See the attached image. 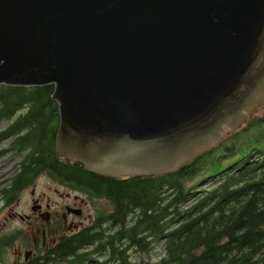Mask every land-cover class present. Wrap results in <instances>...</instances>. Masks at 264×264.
<instances>
[{"label": "water", "instance_id": "1", "mask_svg": "<svg viewBox=\"0 0 264 264\" xmlns=\"http://www.w3.org/2000/svg\"><path fill=\"white\" fill-rule=\"evenodd\" d=\"M1 83H54L88 170L176 171L264 103V0H0Z\"/></svg>", "mask_w": 264, "mask_h": 264}, {"label": "trees", "instance_id": "2", "mask_svg": "<svg viewBox=\"0 0 264 264\" xmlns=\"http://www.w3.org/2000/svg\"><path fill=\"white\" fill-rule=\"evenodd\" d=\"M54 88V83H1L0 110H31L15 122L18 132L24 129L17 141L26 150L33 147L28 166L107 196L112 220L64 237L29 264L56 258L74 264H264V112L256 113L264 103L176 171L112 176L58 154ZM159 246V257L153 259ZM6 250L0 241V264Z\"/></svg>", "mask_w": 264, "mask_h": 264}, {"label": "flooded vegetation", "instance_id": "3", "mask_svg": "<svg viewBox=\"0 0 264 264\" xmlns=\"http://www.w3.org/2000/svg\"><path fill=\"white\" fill-rule=\"evenodd\" d=\"M30 111L0 110V241L7 244L6 254L14 255L13 264H29L43 258L64 237L92 224H110L112 220L107 214L113 205L107 196L71 187L53 178L48 169L35 172L34 166H28V153L33 147L26 150L17 141L24 129L18 132L15 122L17 115ZM49 178L65 189L57 188L51 194ZM42 184L46 186L43 188Z\"/></svg>", "mask_w": 264, "mask_h": 264}, {"label": "rangeland", "instance_id": "4", "mask_svg": "<svg viewBox=\"0 0 264 264\" xmlns=\"http://www.w3.org/2000/svg\"><path fill=\"white\" fill-rule=\"evenodd\" d=\"M263 112H264V106L256 111V113H259V114H261V113H263ZM47 184L49 185V192H50L51 194H54L57 188H60V190H64V189H65V188H63L62 186H59L58 183H57L56 181H54L52 178H49ZM42 186H43V188H44V186H46V185H43V184H42L41 187H42ZM47 187H48V186H47ZM190 203H192V201H189V204H190ZM160 250H161V247L159 246V247L157 248L156 252H154V253L152 254V255H153V259H155V257H157V258L159 257L158 255H159V253H160ZM134 254H135V255H133V257H134L136 260H139L140 257H139V255H138V253L135 252ZM13 263H14V255H12V252H8V253L6 254L5 260H3V261L1 262V264H13ZM47 263H48V264H74V262H71L70 260H63V259H58V258L53 259L52 262H47Z\"/></svg>", "mask_w": 264, "mask_h": 264}]
</instances>
